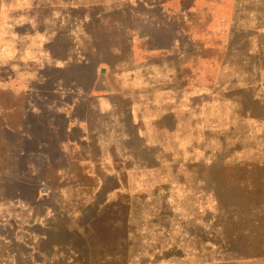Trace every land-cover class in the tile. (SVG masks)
<instances>
[{
    "label": "rangeland",
    "instance_id": "rangeland-1",
    "mask_svg": "<svg viewBox=\"0 0 264 264\" xmlns=\"http://www.w3.org/2000/svg\"><path fill=\"white\" fill-rule=\"evenodd\" d=\"M208 1L0 0V264H264V1Z\"/></svg>",
    "mask_w": 264,
    "mask_h": 264
},
{
    "label": "crops",
    "instance_id": "crops-1",
    "mask_svg": "<svg viewBox=\"0 0 264 264\" xmlns=\"http://www.w3.org/2000/svg\"><path fill=\"white\" fill-rule=\"evenodd\" d=\"M212 1H214V0H212ZM259 1L261 3L264 0H259ZM146 2H147V5H146ZM193 2H194V0H181V4H180L181 5L180 6L181 11H179V12L186 13L189 16V14H192L191 13L192 9H194L195 13L201 14V13H204L205 10L207 8H209V6H212V4H209V1L205 5H204V0H195V2L194 3ZM130 5H132L133 7H138V8L146 6L147 9L151 8V10H155V8H156L155 0H135V3L130 2ZM162 8L165 9V3H164V7H162Z\"/></svg>",
    "mask_w": 264,
    "mask_h": 264
}]
</instances>
